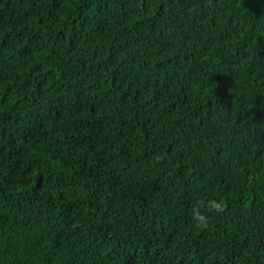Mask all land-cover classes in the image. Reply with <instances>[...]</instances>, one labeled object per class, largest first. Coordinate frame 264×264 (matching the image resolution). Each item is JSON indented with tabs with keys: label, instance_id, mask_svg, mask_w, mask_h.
<instances>
[{
	"label": "trees",
	"instance_id": "1",
	"mask_svg": "<svg viewBox=\"0 0 264 264\" xmlns=\"http://www.w3.org/2000/svg\"><path fill=\"white\" fill-rule=\"evenodd\" d=\"M0 264H264V0H0Z\"/></svg>",
	"mask_w": 264,
	"mask_h": 264
},
{
	"label": "clouds",
	"instance_id": "2",
	"mask_svg": "<svg viewBox=\"0 0 264 264\" xmlns=\"http://www.w3.org/2000/svg\"><path fill=\"white\" fill-rule=\"evenodd\" d=\"M198 219H199V221H200L201 223L204 222V217H203V216H199Z\"/></svg>",
	"mask_w": 264,
	"mask_h": 264
}]
</instances>
